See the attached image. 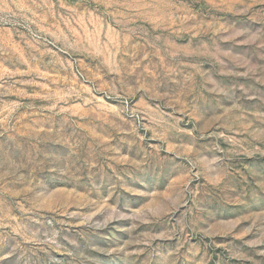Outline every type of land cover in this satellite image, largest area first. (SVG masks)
<instances>
[{
  "label": "rangeland",
  "instance_id": "374dc122",
  "mask_svg": "<svg viewBox=\"0 0 264 264\" xmlns=\"http://www.w3.org/2000/svg\"><path fill=\"white\" fill-rule=\"evenodd\" d=\"M0 264H264V0H0Z\"/></svg>",
  "mask_w": 264,
  "mask_h": 264
}]
</instances>
